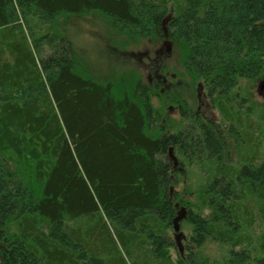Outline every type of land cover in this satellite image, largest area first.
<instances>
[{
  "label": "trees",
  "instance_id": "1",
  "mask_svg": "<svg viewBox=\"0 0 264 264\" xmlns=\"http://www.w3.org/2000/svg\"><path fill=\"white\" fill-rule=\"evenodd\" d=\"M98 15L168 37L221 120L180 99L164 121L143 80L99 77L75 41ZM263 75L264 0H0L2 264H195L209 242L264 264V126L242 131L240 88ZM187 165L205 175L193 203ZM179 206L196 251L175 263Z\"/></svg>",
  "mask_w": 264,
  "mask_h": 264
},
{
  "label": "rangeland",
  "instance_id": "2",
  "mask_svg": "<svg viewBox=\"0 0 264 264\" xmlns=\"http://www.w3.org/2000/svg\"><path fill=\"white\" fill-rule=\"evenodd\" d=\"M88 20L90 24L82 23V30L75 36V41L99 77L143 80L152 90L159 91L158 95H152V102L155 108L161 109L164 121L168 118L179 120L176 101L180 99H184L192 109L202 112L208 119L221 120L219 113L211 108L201 82L193 80L186 70L183 52L168 37L162 40L134 38L127 32L113 28L106 17L98 15ZM240 88L242 94L249 98L252 107L249 118L244 113L242 115V131L247 133L248 137H256L260 132L257 125L259 124L261 129L264 126L260 119L264 112V75L255 81H241ZM166 104L168 105L165 107ZM253 142L256 144L255 140ZM183 171L176 190L182 198L193 203L205 175L195 166L187 165ZM178 218L180 221L175 223L174 230L170 231L175 245L171 249L175 263L180 256L187 260L188 249L196 251L190 243L191 227L185 223V207H178ZM257 224L258 221L254 230L256 234L263 228L262 224ZM225 256L226 247L209 242L200 251L195 264H223Z\"/></svg>",
  "mask_w": 264,
  "mask_h": 264
},
{
  "label": "water",
  "instance_id": "3",
  "mask_svg": "<svg viewBox=\"0 0 264 264\" xmlns=\"http://www.w3.org/2000/svg\"><path fill=\"white\" fill-rule=\"evenodd\" d=\"M170 18H171V15H169L168 18L164 21V26L166 25L167 21L170 20ZM165 30H166V28H165ZM166 44L168 45L169 43H166ZM171 156H172V158L175 159V157L172 155V150H171ZM180 218H177L176 223L180 221Z\"/></svg>",
  "mask_w": 264,
  "mask_h": 264
}]
</instances>
